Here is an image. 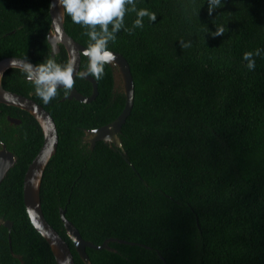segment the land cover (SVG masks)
<instances>
[{"label":"trees","instance_id":"1","mask_svg":"<svg viewBox=\"0 0 264 264\" xmlns=\"http://www.w3.org/2000/svg\"><path fill=\"white\" fill-rule=\"evenodd\" d=\"M134 3L157 20L144 17L143 28H134L136 13L128 11L108 44L128 61L135 84L134 108L120 136L124 152L104 142L91 150L84 141L87 130L113 123L126 107L109 65L99 80L91 76L99 88L91 104L66 98L72 89L92 96L93 85L84 78L57 90L48 104L33 97L59 134L42 185L45 218L69 244L76 264L85 263L61 210L86 241L135 244L111 243L116 253L87 249L91 264H264V57H255L253 71L243 60L246 52L264 49V0H222L212 15L207 0ZM50 7L51 0H0V61L38 65L53 59ZM217 26L224 27L223 36L209 35ZM65 29L88 48L89 27L66 15ZM54 60L69 63L65 50ZM87 65L83 56L82 69ZM26 75L8 71L5 90L29 97L35 85ZM0 140L18 158L0 187V219L13 223L11 234L0 227V264H57L24 201L43 131L29 113L0 104Z\"/></svg>","mask_w":264,"mask_h":264},{"label":"water","instance_id":"2","mask_svg":"<svg viewBox=\"0 0 264 264\" xmlns=\"http://www.w3.org/2000/svg\"><path fill=\"white\" fill-rule=\"evenodd\" d=\"M50 15L52 25L48 35V43L55 52L59 51L61 45L64 46L68 53L69 62L75 61L76 71H81L82 58L85 56L84 50L87 48L77 43L66 32V14H64V9L59 4V0H51ZM113 53L116 59L107 65H109L113 71L115 92H117L119 89H122V93L126 97V107L120 117L113 123L97 130H87L85 133L88 143L91 145V150H94L97 143L104 142L107 145L116 147L117 149H120L122 152H124L123 143L120 136L122 134V129L127 123V120L132 114V110L134 108L135 84L128 61L122 55L115 52ZM86 58L88 59V57ZM29 62L30 61L18 58H7L0 61V104L29 113L38 122L43 131L44 144L36 158L29 166L24 181L25 206L33 226L51 247L57 264H76L69 244L49 224L45 218L42 207L41 192L44 175L51 160L56 156L59 147V134L55 120L51 114H49V112H47L41 105L32 99L36 92L32 93L30 98H28L23 95L9 92L5 90L3 86V79L8 71L12 69H19L26 72L25 65ZM75 79L76 77L74 74V81ZM84 79L93 85L94 91L92 96L85 97L76 89H73L67 99L77 100L83 104H91L97 99L99 95L97 81L91 76ZM62 89L64 88L60 87L57 90ZM8 120L12 125L22 124V121L18 119L8 118ZM123 157L130 164L124 154ZM17 163V156L9 151L7 146L0 140V187L7 178L10 171L15 168ZM61 218L65 225L68 237L73 242L78 255L85 264H91L87 249H93L96 251L107 250L116 253L117 251L110 246L111 243L135 245L125 241L111 239L106 241L101 246H97L94 243L86 241L82 238L79 230L67 220L66 211L61 210ZM2 226L8 228L11 234L13 228L12 222L0 219V227ZM10 247L12 250L11 237ZM13 255L22 261V258H19L14 253ZM160 258L164 260L162 256H160Z\"/></svg>","mask_w":264,"mask_h":264},{"label":"clouds","instance_id":"3","mask_svg":"<svg viewBox=\"0 0 264 264\" xmlns=\"http://www.w3.org/2000/svg\"><path fill=\"white\" fill-rule=\"evenodd\" d=\"M59 4L63 7L64 14L71 17L73 23L90 28L85 34L90 38L91 43L84 50V55L88 57V65L86 71L78 72L75 69V61L63 66L57 64L54 59H47L35 66L30 62L27 63L26 79L34 83L36 94L45 104L55 98L58 88H73L74 74L76 79L93 76L99 80L103 76L105 65L116 59L114 53L108 49V44L110 41H115L116 34L124 27L126 12L136 13L134 28H143L144 17H148L151 22L157 20L155 13L147 9L137 10L134 0H59ZM207 5L209 15H212L223 6V3L222 0H207ZM96 26H99V30ZM224 31L223 26H217L215 32L209 30V35L223 36ZM181 46L188 48L191 47V43L182 41ZM255 57H264V49L257 48L254 52L244 54L243 60L247 61L246 66L249 71L255 70Z\"/></svg>","mask_w":264,"mask_h":264},{"label":"flooded vegetation","instance_id":"4","mask_svg":"<svg viewBox=\"0 0 264 264\" xmlns=\"http://www.w3.org/2000/svg\"><path fill=\"white\" fill-rule=\"evenodd\" d=\"M49 45H50V44H49ZM50 47H51V46H50ZM63 50L66 51L65 47L62 46V45L60 46V49H59V51H57V52L53 51V48L51 47V49H50V55H51V57H52L53 59H57V58L61 55V53H62ZM66 52H67V51H66ZM67 54H68V53H67ZM68 58H69V57H68ZM83 70H86V69H82V67H81V71H83ZM5 75H6V74H5ZM4 77H5V76H4ZM3 80H4V79H3ZM26 80H27V79H26ZM27 81H28V80H27ZM28 82H30V81H28ZM3 86H4V85H3ZM64 89H65V88H64ZM72 90H73V89H72ZM72 90H71V91H72ZM118 91H119V92H122V89H119ZM32 93H35V92H31V93L29 94V97H28V98H30V96H31ZM35 95H36V94H35ZM35 95H34V96H35ZM34 96H33V97H34ZM25 97H26V96H25ZM66 98H68V97H66ZM66 98H65V99H66ZM32 99H33V98H32ZM65 99H64V100H65ZM1 105H2V104H1ZM2 106H5V105H2ZM16 126H20V125H16ZM84 141H85L86 144H89V143H88V140H87L86 137H85ZM90 148H91V145H90Z\"/></svg>","mask_w":264,"mask_h":264}]
</instances>
